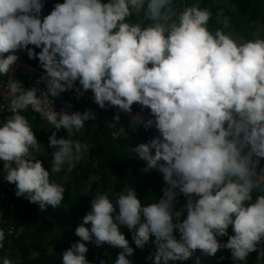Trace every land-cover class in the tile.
<instances>
[{"label": "clouds", "instance_id": "9594fccd", "mask_svg": "<svg viewBox=\"0 0 264 264\" xmlns=\"http://www.w3.org/2000/svg\"><path fill=\"white\" fill-rule=\"evenodd\" d=\"M43 7L44 0H0V77H9L3 91L11 114L0 122L3 179L40 211L61 206L65 188L52 176L71 172L86 156L89 145L72 136L95 113L56 111L50 97L90 90L101 109L131 113L135 103L149 110L151 118L136 113L131 126L154 127L158 135L131 151L145 162L143 172L157 170L166 185L150 203L130 186L114 197L96 192L74 230L79 240L60 264H91L89 242L120 249L113 264H133L134 249L119 226L137 249L151 240V264H183L197 250L213 257L221 249L234 264L254 251L264 264V35L244 39L226 16L211 30L212 12L199 0L183 7L177 0H63L41 18ZM19 51L38 60L43 89L9 75ZM29 108L56 130L48 136L55 149L49 170L36 156L42 145L23 114ZM118 121L116 115L109 125L113 140L124 133ZM61 129L67 138H57ZM178 194L186 203L174 211ZM4 241L0 229V248ZM0 264L20 262L3 256Z\"/></svg>", "mask_w": 264, "mask_h": 264}, {"label": "trees", "instance_id": "16d2710c", "mask_svg": "<svg viewBox=\"0 0 264 264\" xmlns=\"http://www.w3.org/2000/svg\"><path fill=\"white\" fill-rule=\"evenodd\" d=\"M57 2L62 3L63 0H44L41 18L47 15ZM177 2L179 7H183L194 0H177ZM199 2L201 7H207L212 12L209 21L211 30L220 27L219 22L226 16L231 30L236 35L244 39L252 38L258 31L264 35V0H199ZM131 19L135 22L139 18L134 16ZM29 47L34 48L31 45ZM34 51L39 52L40 49L34 48ZM22 53L26 61L40 68L37 59H29L25 51ZM74 85L80 87L78 81ZM63 100L65 102V99ZM131 107V113H124L115 106L101 109L92 102L88 105L86 110L95 113V119L86 121L84 128L80 132H74L72 136V139H78L89 145L88 153L76 163L71 172L62 169L52 176V179L65 188L61 206L56 209L48 207L40 211L36 204L18 197L17 211L13 219L15 230L5 236L4 246L0 248V257L8 256L19 260L20 264H60L62 252L72 242L79 240V237L74 235V230L89 210L90 200L96 192L108 191L110 196L114 197L124 186H130L134 188L142 203L154 202L162 195V188L166 186L162 174L155 169L143 172L145 162L138 159L131 151L132 147L147 142L158 133L154 127L145 130L142 125L131 126L132 116L136 113H140L144 120L151 118L147 108L141 109V106L135 103ZM116 115H119L117 127H122L124 133L113 140L111 133L115 129L109 125ZM29 122L38 143L42 145L41 150L36 153L37 159L42 161V166L46 170H49L52 152L55 149L48 147V136L56 130L44 125L34 116L30 117ZM61 137L67 138L66 130L57 131V138ZM261 163L264 164V161ZM88 182H91V186L83 193L82 190ZM254 197L255 193H253ZM185 203L186 199L183 195L178 194L173 210L182 209ZM185 215L186 211L182 212L180 219L182 220ZM119 228L129 241V246L134 249L131 257L133 264H151L145 259L155 251L151 240L142 250L137 249L127 227L119 226ZM228 234H232L231 226ZM174 235L179 238L175 229ZM218 239L226 242L227 236ZM86 246L89 249L85 254L86 259L91 264H99L100 260H104L105 264H113L116 254L120 251L106 244L97 247L89 242ZM197 257L201 260V264H234L227 249L218 250L213 257H206L197 250L192 258L184 261L183 264H194ZM220 257L223 259H219ZM176 264L181 262L177 261ZM244 264H261V262L257 261V253L254 251L249 254Z\"/></svg>", "mask_w": 264, "mask_h": 264}, {"label": "built area", "instance_id": "2783aa9c", "mask_svg": "<svg viewBox=\"0 0 264 264\" xmlns=\"http://www.w3.org/2000/svg\"><path fill=\"white\" fill-rule=\"evenodd\" d=\"M17 55L19 57L17 65L9 75L19 80L25 88L38 86L43 89L45 87L43 82L37 85V80L43 74V70L26 61L22 51H19ZM8 79L9 77L7 76L0 77V110L3 109L0 111V122L11 115L7 111V100L5 99V93L3 91V86ZM74 88L79 87L74 85ZM50 99H52L53 107L56 111L68 110L69 112L80 111L82 113L91 102L94 103L93 95L89 91L83 92V95L77 98L74 90H68L61 93L60 96L55 98L50 97ZM63 99H65V102ZM23 114L28 120H30V117L34 116L44 125L51 126L45 120L41 119L39 114L32 112L30 108ZM17 200L18 197L15 195V186L7 183L3 179V162L0 161V229L5 231V236L9 235V233L12 234L15 230L13 219L17 211Z\"/></svg>", "mask_w": 264, "mask_h": 264}]
</instances>
